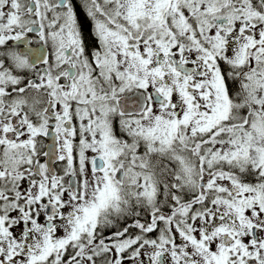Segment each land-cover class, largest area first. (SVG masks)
Returning <instances> with one entry per match:
<instances>
[{
  "label": "snow or ice",
  "instance_id": "1",
  "mask_svg": "<svg viewBox=\"0 0 264 264\" xmlns=\"http://www.w3.org/2000/svg\"><path fill=\"white\" fill-rule=\"evenodd\" d=\"M0 264H264V0H0Z\"/></svg>",
  "mask_w": 264,
  "mask_h": 264
}]
</instances>
